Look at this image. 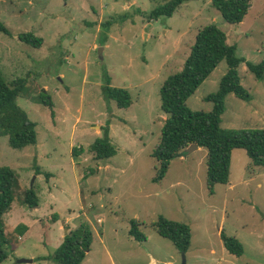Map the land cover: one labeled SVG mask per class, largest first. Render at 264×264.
<instances>
[{"label": "rangeland", "instance_id": "1", "mask_svg": "<svg viewBox=\"0 0 264 264\" xmlns=\"http://www.w3.org/2000/svg\"><path fill=\"white\" fill-rule=\"evenodd\" d=\"M166 1L0 0V20L10 31L0 32V73L8 83L26 80L17 104L35 122L37 134L36 143L22 149L10 147L7 136L0 135V166L13 169L19 182L17 199L3 215L5 231L12 239L17 224L30 227L27 235L12 240L13 250L1 264H56L18 261L53 253L62 233L57 227L64 221V228L82 223L92 232L82 264H154L153 259L264 264V166L253 164L244 149L232 150L229 181L215 184L212 194L204 147L177 155L164 177L152 181L157 167L152 151L166 117L159 97L163 81L181 69L196 32L209 23L225 32L238 56L262 60L264 0H251L240 23L224 21L211 0H189L171 16L149 19L150 11ZM22 32L41 37L42 44L20 41ZM104 68L113 86L129 91L127 108L103 98ZM226 69L222 60L187 99L191 110L212 109L204 97L218 89ZM237 69L252 98L227 94L221 127L264 128V79H255L244 62ZM41 91L50 96L52 108L39 101ZM104 126L116 153L98 160L89 145L102 137ZM74 148L83 149L73 155ZM35 164L51 176L35 174ZM27 188L39 196L37 211L19 202ZM160 214L189 225L186 253L157 233L153 224ZM132 219L144 241L128 234ZM221 232L242 243V255L224 248Z\"/></svg>", "mask_w": 264, "mask_h": 264}, {"label": "trees", "instance_id": "2", "mask_svg": "<svg viewBox=\"0 0 264 264\" xmlns=\"http://www.w3.org/2000/svg\"><path fill=\"white\" fill-rule=\"evenodd\" d=\"M189 0H168L157 6L148 14L149 19L159 16H171L176 9ZM212 5L220 12L224 21L240 23L245 18L251 0H211ZM110 22L103 24L106 27ZM0 32L10 34L8 28L0 20ZM17 38L32 46L39 47L42 38L31 32H22ZM227 37L214 23L202 26L196 32L189 54L184 59L180 70L168 75L160 90V108L166 114L159 142L152 151L157 161L153 182H159L165 175L170 161L181 154L192 144L206 149V185L208 192H214V185L225 184L229 181L231 152L233 149H244L251 162L257 166H264V128L258 129H226L221 127L222 114L225 110V97L232 93L239 99L250 101V92L241 84L238 66L244 62L255 79H264V56L259 62H251L236 53V47L227 43ZM224 60L227 69L221 77L218 89L207 94L204 99L212 103L210 111H195L187 106V99L193 95L199 85L210 75L213 69ZM26 80L15 79L10 83L4 80L0 73V135L7 136L8 144L14 149H22L36 143L35 122L26 111L17 104V97L25 94ZM103 98L114 101L119 108H127L131 103V96L127 89L115 87L104 68L102 84L100 86ZM39 101L52 108L50 96L41 91ZM53 115V111H51ZM102 137L96 138L89 150L95 159L109 158L116 153L115 145L109 137L108 126L102 127ZM83 148L73 149V155L82 152ZM35 174L51 176L48 171L43 172L40 166L34 165ZM19 182L16 172L9 166H0V264L7 260L14 238L27 230V226L19 223L14 227L15 237L12 239L5 231L3 215L16 201ZM21 205L36 208L39 197L34 189L27 188L19 199ZM58 219L53 214L52 221ZM159 235L169 239L180 253H186L190 246L191 230L188 224L169 219L160 214L153 224ZM66 228H68L66 226ZM128 234L137 241H144L145 234L139 229V223L132 219ZM220 237L224 248L235 256L243 253L242 243L234 236L223 232ZM14 241V240H13ZM16 242V241H14ZM92 232L85 224L70 229L63 236L55 251L49 255L36 257V260H50L56 264H82L83 259L91 249Z\"/></svg>", "mask_w": 264, "mask_h": 264}, {"label": "crops", "instance_id": "3", "mask_svg": "<svg viewBox=\"0 0 264 264\" xmlns=\"http://www.w3.org/2000/svg\"><path fill=\"white\" fill-rule=\"evenodd\" d=\"M41 168V167H40ZM44 171V170H43ZM38 195V194H37ZM48 196H50L51 197V194H50V192H48ZM39 197V196H38ZM15 201H13V203H14ZM13 203L11 204V207H10V209L12 208V206H13ZM39 204H40V201H39ZM39 206V205H38ZM9 209V210H10ZM34 209V211H37V209H38V207H36V208H33ZM10 212V211H9ZM34 217H35V220H36V218H37V215L35 214V215H33ZM35 220L33 221V222H35ZM38 221V220H37ZM58 221V219L55 221V222H57ZM55 222H53V224H55ZM66 221H64L63 222V224L61 223V225L59 224V226L57 227V230L59 229V231H61L62 233H61V237H59V239H60V242L62 241V238H63V236L65 235L63 232H65V229L66 228H64L63 226H64V223H65ZM57 224V223H56ZM27 225V224H26ZM29 229H30V227L27 225V230L23 233V235H21V236H19V238H22V237H24L25 235H27V233L29 232ZM60 244V243H59ZM31 258H32V261H34V258H36L35 256H30ZM164 262H166L167 264H183L182 262H179V263H176L175 261H173V260H171V259H165L164 260ZM28 264H32V263H28Z\"/></svg>", "mask_w": 264, "mask_h": 264}, {"label": "water", "instance_id": "4", "mask_svg": "<svg viewBox=\"0 0 264 264\" xmlns=\"http://www.w3.org/2000/svg\"><path fill=\"white\" fill-rule=\"evenodd\" d=\"M198 148V146L196 145V144H192V145H190L188 148H186L182 153L183 154H185V155H187V154H189L191 151H193V150H195V149H197ZM67 233V231H66V229H65V232H64V234H66ZM32 261V259H20L18 262H31ZM152 263H154V264H167L166 262H164V261H161V260H157V259H153L152 260ZM184 264V263H183Z\"/></svg>", "mask_w": 264, "mask_h": 264}, {"label": "built area", "instance_id": "5", "mask_svg": "<svg viewBox=\"0 0 264 264\" xmlns=\"http://www.w3.org/2000/svg\"><path fill=\"white\" fill-rule=\"evenodd\" d=\"M97 221L100 222V219H98Z\"/></svg>", "mask_w": 264, "mask_h": 264}]
</instances>
